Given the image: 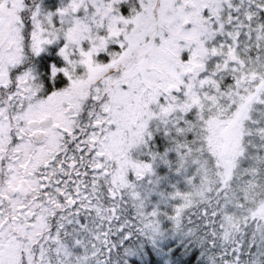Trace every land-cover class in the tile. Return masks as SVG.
Listing matches in <instances>:
<instances>
[{"label":"snow or ice","instance_id":"obj_1","mask_svg":"<svg viewBox=\"0 0 264 264\" xmlns=\"http://www.w3.org/2000/svg\"><path fill=\"white\" fill-rule=\"evenodd\" d=\"M0 264H264V0H0Z\"/></svg>","mask_w":264,"mask_h":264}]
</instances>
